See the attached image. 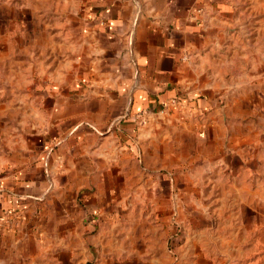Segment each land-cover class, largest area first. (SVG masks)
Masks as SVG:
<instances>
[{
    "label": "crops",
    "instance_id": "obj_1",
    "mask_svg": "<svg viewBox=\"0 0 264 264\" xmlns=\"http://www.w3.org/2000/svg\"><path fill=\"white\" fill-rule=\"evenodd\" d=\"M236 12L229 0H88L81 69L45 87L49 128L0 187V264H264V197L252 182V195L235 181L234 196L210 204L208 186L189 183L177 213L174 182H131L157 168L127 164L148 136L142 118L152 126L177 94L208 90L192 66ZM253 169L224 168L237 179Z\"/></svg>",
    "mask_w": 264,
    "mask_h": 264
},
{
    "label": "rangeland",
    "instance_id": "obj_2",
    "mask_svg": "<svg viewBox=\"0 0 264 264\" xmlns=\"http://www.w3.org/2000/svg\"><path fill=\"white\" fill-rule=\"evenodd\" d=\"M229 1L237 10L233 24L215 35L192 66L208 90L177 94L175 109L154 113L152 126L142 118L148 136L140 155L127 159L128 165L157 168L129 175L131 182H174L177 213L189 183L208 186L209 204L234 196L235 181L241 189L248 185L243 196L252 195V182L255 196L264 197V0ZM88 19V0H0V187L10 169L20 174L37 137L49 128L53 100L45 87L76 78L83 64L79 35ZM200 97L211 98L210 106L198 104ZM192 102L201 109L188 108ZM242 165L254 167V173L238 179L225 173L226 166ZM198 186L190 190L192 197L202 196Z\"/></svg>",
    "mask_w": 264,
    "mask_h": 264
}]
</instances>
